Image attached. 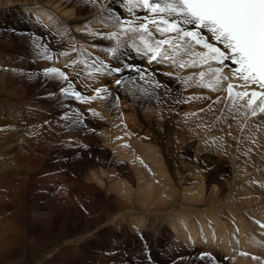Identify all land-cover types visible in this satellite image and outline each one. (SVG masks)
Masks as SVG:
<instances>
[{"label":"bare ground","instance_id":"obj_1","mask_svg":"<svg viewBox=\"0 0 264 264\" xmlns=\"http://www.w3.org/2000/svg\"><path fill=\"white\" fill-rule=\"evenodd\" d=\"M57 1L68 10L63 13L62 18L46 11L39 4L35 5L33 0H0V25L14 26L18 33L28 31L32 37L22 38L21 42L25 40L27 46L22 48V53L16 55L14 52L12 57L6 60L0 57V105L5 113L4 121H13L12 136L0 138V220L4 221L3 217L8 219L11 216L12 224L6 232L2 230L4 225H0L2 262L25 264L30 255L27 245L32 247L35 244L38 251L49 241L60 242L71 232L99 226L108 219L99 237L93 238L89 234L90 231L84 232L76 240L78 245H75L72 252L66 249L64 257L59 254L52 258L54 253L50 251L53 255L44 257V254L41 261L50 257L52 261L49 264H88L85 259H94L93 264H97L95 260L99 261V264H126L131 261L130 257H134V252L138 251L137 257L140 255L141 258L136 261L139 264H154L159 262L161 244L167 236L165 233H159L161 227L157 229L153 221L161 217L162 212L158 213L161 207L176 202L178 208L166 211L167 214L163 217L180 238L187 236L183 241L185 245L179 246V249L187 254L185 264H228L225 263L221 252H225L228 257L235 256L237 260V255L232 252L231 247L238 252H245L244 256L238 255L243 261L233 259L235 262L231 264H264V230L257 229L258 222L264 223V197L256 193L264 190V114L258 113L256 117H252L244 102H240L236 107L241 112L239 117L236 116L239 122L245 125L243 130L232 126V119L224 120L219 126L206 125L184 130L186 135L180 140L177 148H181L188 139L199 140L203 144L201 147L195 148V144H191L199 164L207 156V148H211L221 160L230 161L231 166L228 182H217L211 188L210 205L215 206L207 210L195 209L194 205L201 201L205 191V178L198 168L193 169L190 164L184 162H181V173L173 170L163 151L170 146L169 142L165 148L164 142H157L154 132L141 140L139 135L128 138L125 133L127 127L126 130H120L124 139L120 138L117 134L119 130H108L103 122L109 118L110 112L103 111L100 107L98 113L101 122H97L88 113L86 106L68 100L70 97L64 95L63 89L72 88L73 80L64 81L58 76L43 75L47 67L67 65V73L76 78L82 70L77 63L79 55L76 48L79 43L82 48L93 51V48L85 44L86 39L82 33L105 34L107 30H103L101 23L110 30L108 33L114 31L108 27L112 25L113 16L107 11L106 20L95 21L101 18V7H115L113 0H103L102 4L101 0H96L100 7L92 6L90 9L85 6V0ZM115 4L124 8L121 0H115ZM19 6L30 12V15L21 12ZM3 7L14 9L6 16ZM124 9L122 18L130 19L131 14L126 16V8ZM31 10L35 15H31ZM90 22L95 24L91 25ZM45 39H54V43H46ZM10 41L8 45L2 46L14 50L19 44L14 45ZM103 41L104 44H101ZM93 43L106 48L109 42L94 35ZM36 48L40 50V54H34ZM44 48L50 49L51 55L57 53L54 58L57 63L53 59L45 63ZM31 51L36 56H32ZM60 52H67L68 55H60ZM103 52L108 54L105 49ZM100 57H103L101 53ZM194 72L189 70L181 76L192 75ZM94 76L92 83L100 89L104 86V80L99 75ZM169 79L166 81L171 83L172 80ZM231 82L238 83L235 79ZM73 90L77 91V88ZM225 96L227 99L226 91L224 98ZM33 98L53 102L54 108L63 112L57 117H51L48 111L40 113L32 103ZM183 98L187 97L182 94L181 97L171 98L172 111L168 112L167 116L184 108L181 113L187 118L179 119L178 123L186 127L194 114L188 104L182 106L177 103ZM78 113L83 114V121L79 120ZM65 115L69 119H63ZM131 119L134 121V118ZM144 119L142 118V122ZM151 123L149 122L145 129L153 131ZM14 136H17V140H12ZM237 140H240V144L249 152L245 159L238 157V149H235ZM102 144L111 146L117 160L111 158ZM126 144L133 145L132 149L127 148ZM53 151L61 157L58 165L50 161L49 152ZM191 151L185 148L180 156L187 157ZM112 168L113 170H110ZM188 170L194 176L193 187L183 185ZM110 173L120 182L109 185L104 179L106 176L112 181L113 176H110ZM258 183L261 188L257 187ZM135 186L138 187L136 193L132 192ZM108 189L118 195L108 194ZM221 196L223 202L217 204ZM135 198L140 199L142 205L154 206L150 223L137 217L128 218L132 205H136L133 201ZM109 201L113 205L112 208H118V211L111 215L107 214L109 207L107 208L106 204ZM157 234L158 237H155ZM199 234L200 240L197 236ZM197 241L203 245L202 249L192 247ZM137 246L141 249H137ZM89 247L100 252L93 253ZM145 247L146 250H143ZM150 247L155 249L152 255L146 252ZM205 251L209 252L206 255L208 259L204 257L200 261ZM41 261L37 264H41Z\"/></svg>","mask_w":264,"mask_h":264},{"label":"snow or ice","instance_id":"obj_2","mask_svg":"<svg viewBox=\"0 0 264 264\" xmlns=\"http://www.w3.org/2000/svg\"><path fill=\"white\" fill-rule=\"evenodd\" d=\"M121 3L131 18H122L124 8L113 0L115 7H101V18L106 11L111 14L116 30L92 34L105 41H114L115 47H106L105 51L114 58L118 53L124 55L127 62L115 67L93 60L96 74H105L104 69L107 68V75H121L115 81L117 86L126 82L124 73L135 72L143 81L148 69L131 63L134 57L146 60L149 65L159 64L180 71L199 70L187 76H175L171 72L163 75L172 76L183 88L195 85L216 92L226 91L233 108L244 102L252 117L264 114V0H121ZM85 6L100 7L96 0H86ZM122 39L126 41L123 45ZM50 51L44 48L45 59H52ZM59 54L68 55L67 52ZM43 75L68 80L57 68H48ZM232 79L238 83L234 85ZM154 87L170 90L169 85L158 81ZM106 91V88L97 89L96 94L99 96ZM63 92L77 101L91 99L68 88ZM220 99L217 97L215 103ZM183 102L186 101H177ZM92 114L96 115L95 112ZM77 115L83 121V114ZM63 119L69 117L65 115ZM206 255L202 254L201 258Z\"/></svg>","mask_w":264,"mask_h":264},{"label":"rangeland","instance_id":"obj_3","mask_svg":"<svg viewBox=\"0 0 264 264\" xmlns=\"http://www.w3.org/2000/svg\"><path fill=\"white\" fill-rule=\"evenodd\" d=\"M33 3L35 5L39 4V5L43 6V8L46 11H51L52 13L56 14L58 17H61V18L63 17V13L68 11L64 5L58 4L57 0H33ZM103 8H105V7H103ZM0 9H1V7H0ZM13 9L14 8H12V7L11 8L3 7V13L6 16H8L10 11H12ZM19 9L24 14L30 15V12H26L20 6H19ZM106 14L107 13L103 14V19L99 18V19H95V21L96 22H103V20L107 19ZM31 15H35L34 11H32V10H31ZM90 24L94 25L95 22H90ZM101 26L103 27V30L104 29L107 30L106 25H103L101 23ZM98 28H100L99 25H98ZM0 30L2 31V34L0 35V41H1L0 42V49L3 48V50H0V57L1 58H5V60L8 58H11L14 52H16L15 54L18 55V54L22 53V48L27 47L25 40H24V42H21V41H22V38L29 39L31 37L28 31H23V32L18 33L14 26H2V25H0ZM92 35L93 34H91L90 36L92 38H94V35L93 36ZM82 36L86 39L85 44L90 45L91 41L87 40V38H86L87 36H89V34L87 35V34L82 33ZM9 40H11L10 43L12 42L14 45H16V44H19V45L15 46L16 48L14 47V50L9 48V47L2 46V45H5V46L8 45ZM51 41L48 39H45L46 43H49V42L54 43V39H52ZM101 44H104V41ZM98 46L100 47V45H98ZM34 50L36 51V53H34V54H37V53L40 54V50L38 48H36ZM35 51H33V52H35ZM31 53H32V51L30 52V54ZM34 54L32 56H36ZM56 54L57 53H52L51 56H53L52 57L53 60H55L54 58L56 57ZM91 55H94V54H92V52H91ZM98 58L99 57H96V59H98ZM123 58L126 59L124 55H123ZM43 60L45 61V63L49 62L48 59L44 58ZM80 63H81V61H80ZM131 63L136 64V61L131 60ZM0 64H1L0 65L1 66L0 71H1L2 63L0 62ZM60 68L61 67H57V69H59V70H60ZM159 69H160V67H157V70H159ZM44 70H45V68H44ZM167 71L168 70H166L164 72H167ZM187 71H189V70H187ZM187 71H183V74L186 73ZM194 71H196V70H193V72ZM164 72L155 73V76L158 77V79L156 81H154V79L150 76L144 82H141V83H139V80H136L138 78L137 75H132L131 79L129 80V84L124 87V91L121 87L115 86L116 78L114 76H112V75L101 76L104 80V86L106 84L108 85L107 91L103 92V93H105L106 100L100 99L96 95L94 90H92L89 93H86L85 91L81 92L82 96H86V97L91 96V99L87 102L77 101L74 98L73 99L69 98L68 100L75 101L80 105L82 104L83 107L86 106L89 109L88 113L92 117H94V120L97 122H101V118H99V113H98L100 111V107H102L103 111H106L108 113L110 112L109 116H108L109 118H107L110 120L109 121H107V119H106V121H103L104 119L102 120L105 124V127L108 128V130L114 129V131L116 132L117 130H119V131L124 130V129L126 130V127H127L128 131L126 130L125 133L128 135V138L129 137L132 138L134 135L135 136L139 135L140 140L145 138V137L150 136L154 132L156 139H157V142H158V140H161L162 142H164L165 148L167 146L166 143L169 142L170 146L168 148H166L167 150H163V151H165L164 153H166V157H167L169 166L173 170L176 169L179 171V173H181L182 172V168H181L182 163L181 162H184V163L190 164V166L193 167V169L198 168L205 178V181H206L205 191L203 193L201 201L194 205L195 209L207 210V209L213 208L215 205H210V203L212 202L211 201V195H210L211 188L217 182H228L229 173L231 172V166L229 163L230 161L228 162L225 159L221 160L220 157L213 151V149L207 148V150L205 152L207 156L205 157L204 161L199 164L197 162L198 160L195 159L194 146H191V144L194 143L195 148L201 147L203 144H201V142L199 140L188 139V141L185 142L181 148H179V147L177 148V146L179 145L180 140L183 139V137H185V135H186V133L184 132L185 129L192 130L195 127H199V126L203 127L206 125H217V126H219L220 124H223L224 120H230V121L233 120V123L231 125L237 127L240 130H243L245 128V125L240 123L239 118H238L241 111L239 110L238 107L233 108L231 106V103H228V104L224 103V99H225L224 98V91H219L217 93H214V92L208 93L209 89H204L201 87H199V88L202 90L203 93H208L207 95L201 94L197 89L182 91L181 88H183V87H181V85L178 84L177 81L172 76L167 77V76L163 75ZM92 77H95V76L93 75ZM116 77H117V79L120 78L119 76H116ZM167 78L168 79L170 78L172 80V82L171 83L167 82L166 81ZM135 81H136V83H135ZM157 81L162 85H169L170 90L164 89V88H160V89L155 88L154 85ZM104 86H102V87H104ZM221 87L223 88V86H221ZM73 89H75V88H72V90ZM182 94H184L187 98L191 97V99L188 100L187 98H183L181 100H184V101L187 100V101L183 102L182 104L181 103H179V104L182 106L185 104H188L189 107H192L191 113L193 112V114H194L193 119H190L187 122V124L185 125L186 127H184L180 123H178L179 119L187 118V116L182 115V113H181L184 111V108H181L180 111H174V113H172L170 116H167V113L172 111V107L170 104L171 98L181 97ZM117 96L119 97L118 100L116 99ZM217 97H220L221 99L218 103H215V101L217 100ZM112 99H113V101H112ZM32 103L38 108V111L40 113L42 111H48L51 114V117H53V116L57 117L60 112H63V110L59 111L58 109L54 108L53 102H50L47 100L43 101V100L33 98ZM39 103H41V104H39ZM1 108H2V106L0 105V138L5 139V138L12 136L11 129H13V121L12 120L4 121L5 113H4L3 108L2 109ZM211 108H213V109L211 110ZM201 109H203V111H201ZM53 110H57L59 112L55 113ZM93 112H95L96 115H93L92 114ZM130 117L134 118V121H132V119ZM142 118L143 119L145 118L146 120L144 119L142 122ZM147 120L150 123L152 122L151 124L153 125V131L150 129H145V126L149 125V122ZM23 123H24V121H23ZM46 123H48V121H46ZM117 128H119V129H117ZM120 133H123V132L120 131L117 134H119L120 138L124 139V137H122L123 135H121ZM98 134H99V132H98ZM12 140H17V136L12 137ZM125 140H127V139H125ZM237 141H238V144H236L235 149L236 148L238 149V150L236 149L238 157H240L242 159L247 158V156H248L247 153H249V152L243 147V145L240 144V140H237ZM102 146L108 150L112 159L114 158L117 160L116 156L112 152L111 146L105 145V144H102ZM132 146L133 145L126 144V147L129 149H132ZM185 148H189V150H192V151H191L189 156L186 157L185 155L184 156L182 155L183 156L182 157V156H180V153ZM54 151L49 152L50 154L49 153L48 154L51 155L50 161L54 162V165H58L59 161L61 160V157L58 154L54 153ZM200 153H203V152H200ZM54 154H55V156H53ZM262 155H264V152ZM122 163L124 164L125 162H122ZM263 168H264V166H263ZM110 170H113V168ZM179 173H174V174H179ZM185 175H186V179L183 182V185L193 187L195 181H194V176L191 174V171L188 170ZM110 176H113L112 181L110 180V178H108L106 176L104 179V180H106V182H109V185L114 184V182L116 184L118 182H120L119 179L115 178L113 173H110ZM106 182L104 183L105 186H106ZM258 185H259V183L257 184V187H260ZM133 188L134 189H132V192L135 191L134 193H136L138 187L135 186ZM104 190L106 192V189H104ZM108 190H109L108 194L118 195L116 192H112L111 189H108ZM256 193L259 195H262L264 197V195H263L264 190H262V192L256 191ZM228 195H229V193L227 194V196ZM136 199L137 198L133 199V201L136 203V205L135 206L132 205L131 212L129 213L130 217L128 216V218L130 219L132 217H137L141 220L144 219L145 221H149V223H150L151 222L150 217L152 215L151 210L155 209L154 206L153 205H142V203L140 202L141 200L140 199L136 200ZM134 202H133V204H134ZM222 202H223V198L221 196V198H219V200L217 201V204H220ZM130 203H132V202L130 201ZM108 204H106V207L107 208L109 207V209H111V211L109 209H107L108 215L109 214L111 215L112 213H115L118 211L117 207L112 208L113 205L110 204V201L108 202ZM177 206H178L177 203L173 202L169 206L161 207L159 209L160 211H158V213L162 212L161 217L158 220H157V218H155L153 221V223L155 224L157 229L161 227V229L159 230V233H161V232L165 233L167 236V239L165 240V242L163 244H161V248H162L160 250L161 256H160L159 262H156V263L172 264L180 256H182L183 259L179 260V261H175L174 264H185L186 263L187 254H184L179 249L180 245L181 246L185 245V243L183 241H184L186 235H184L183 238H180L174 232V229L171 227V225L169 226V224H167V222H165L166 218L163 217L164 214H167L166 211L178 208ZM163 212H166V213H163ZM6 218L3 217L4 221L0 220V225H2V226L4 225L2 227V230H4L5 232L10 230L9 228H11V225H12L11 219H10L11 216L8 217V219H6ZM0 219H1V217H0ZM156 220H157V222H156ZM108 221L109 220L106 219L105 221L101 222L99 224V226L89 227L90 229L89 228H83V229H79V230H76L74 232H71L68 235L64 236L60 242H57L56 241L57 239L55 240L56 241L55 243H53L54 240L49 241L44 246H42L41 249H39L38 251L35 249L36 248L35 244L32 247L30 245H27V247H28L27 251H28V254H30V255H29V260L25 264H37V263H39L41 260H43L44 254H46V256H44V257H47L49 254H52V253H54V255L52 254L53 255L52 258L57 257L59 254L62 255V257H64L63 255H64L65 250L68 249L70 252H72V249L75 247V245H78L76 240L80 236H82V234L84 232L90 231L89 234L93 238H97L100 236L99 235L100 231L108 223ZM105 222H107V223H105ZM8 223H10V224H8ZM100 226H102V227L100 228ZM28 229L32 230V228H28ZM257 229L264 230V228L259 226V224H257ZM95 233H96V235H95ZM197 236H198V239L200 240L201 239L200 234ZM28 237L30 238V236H28ZM155 237H158V234ZM192 247L193 248L197 247L199 249H202L203 245H200L199 241H197V243L194 244ZM89 248L93 251V253H99L100 252L99 250L95 251L92 247H89ZM137 249H141V247L137 246ZM55 250L57 251L56 253H55ZM143 250H146V247ZM231 250H233L232 252L236 253V255L238 254L237 253L238 250H236L235 248L231 247ZM50 251H52V253ZM47 252H48V254H47ZM146 252L149 255H152L155 252V249L150 247ZM208 253L209 252L205 251V254H208ZM222 253L224 256L222 255ZM241 253H243V255L245 254L244 251H241ZM35 255H37L38 257ZM137 255H138V251L134 252V254H133L134 257H130V258H132V259H130L131 261L127 262L126 264H129V263L130 264L131 263L136 264V262H137V264H139L138 261H136V260L140 259L141 256L139 255V257H137ZM221 255L226 260L225 263H228V264L229 263L231 264L232 262H235V261H243L242 258H240L238 255H237V260H236L235 256H229L228 257L225 252H221ZM245 256L249 257L247 255H245ZM35 257H36V259H35ZM52 258L50 259V257H49L48 259L41 261V264H49V262L52 261ZM205 258L208 259L207 256H205ZM233 259H235V261ZM201 260H202V258H200V261ZM36 261H38V262H36ZM57 261L60 262V259H58ZM93 261H94V259H89V260L85 259V263H88V264H93ZM95 262L97 264H99V261L95 260ZM0 264H4V262H2L1 259H0ZM116 264H120V263H116Z\"/></svg>","mask_w":264,"mask_h":264}]
</instances>
